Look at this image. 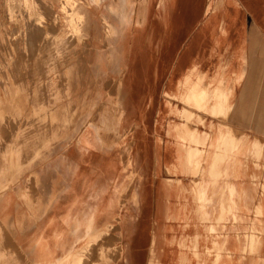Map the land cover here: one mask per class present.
<instances>
[{"label": "rangeland", "instance_id": "374dc122", "mask_svg": "<svg viewBox=\"0 0 264 264\" xmlns=\"http://www.w3.org/2000/svg\"><path fill=\"white\" fill-rule=\"evenodd\" d=\"M61 1L73 8L61 12L58 5L54 15L41 0H0V193L17 176L11 180L10 162L23 164L21 150L41 154L57 135H74L77 123L82 149L108 171L114 195L123 190L114 197L118 219L75 262L211 264L214 242L223 241L221 264H264V221L251 174L264 169V0H101L99 7L92 0ZM82 10L84 26L76 14ZM99 12H108L114 29ZM198 79L203 88L226 87L227 114L183 101L186 84ZM187 130L206 145L221 132L218 148L225 136L243 141L229 169L238 165L237 177L214 184L204 175L209 195L216 187L205 220L195 196L200 164L186 174L175 169L192 145L179 137ZM200 157L208 170L213 149ZM226 183L244 205L254 186V216L243 214L242 204L217 219ZM251 234L258 240L252 253L245 245ZM17 261L0 226V264Z\"/></svg>", "mask_w": 264, "mask_h": 264}, {"label": "crops", "instance_id": "0c3cea01", "mask_svg": "<svg viewBox=\"0 0 264 264\" xmlns=\"http://www.w3.org/2000/svg\"><path fill=\"white\" fill-rule=\"evenodd\" d=\"M41 1L46 2L53 13L60 3L59 0ZM199 84L200 79L186 84L190 88L185 86L183 101L190 102L193 98L192 102L197 105L200 91H204L207 97L204 104L208 108L214 107L212 101L224 98L225 110L221 112L230 110L227 106L226 87L216 85L215 88L208 89L200 87ZM207 101L210 102L206 104ZM76 126L77 123L75 129ZM75 129V134L70 137L67 134L57 135V139H52L54 144L51 148L41 154L35 155V151L29 146L21 150L17 154L22 159L21 168L10 162L13 175L11 180L14 174L17 176L11 186L0 193V226L16 248V264H73L88 245L93 246L94 237L98 238L99 233L106 231L107 226L111 225L109 223L114 221V182H111L108 171L100 169L98 160L92 157V152L82 149V137L77 135ZM182 133V136L179 134L180 138L192 143V133L189 131L187 137H183ZM261 137L264 139V135ZM235 147L237 149V144ZM213 151L220 164L226 150L215 144ZM13 155L12 153V157ZM36 157L41 160H35ZM208 163L207 168L210 166V162ZM237 166L232 169L233 177L238 176ZM219 168L223 169L224 164L221 163ZM175 169L180 171L178 166ZM251 174L252 179L256 180L255 188L258 191L256 204L261 213L259 220L264 221V193L259 194L262 188L264 190L261 187L264 184V169L254 168ZM225 178L220 176L218 180ZM205 179L206 188L209 190L208 177L205 176ZM213 189L216 191L215 186ZM246 194L250 196L251 203L248 206L242 203L244 208L240 204L242 213L246 214L244 210L251 211L250 215L254 216V186ZM210 204L209 202L205 205L209 214L212 212Z\"/></svg>", "mask_w": 264, "mask_h": 264}, {"label": "bare ground", "instance_id": "6f19581e", "mask_svg": "<svg viewBox=\"0 0 264 264\" xmlns=\"http://www.w3.org/2000/svg\"><path fill=\"white\" fill-rule=\"evenodd\" d=\"M60 1V4H59V10L61 11V12H64V11H70L71 10V8H73V6H71V7H69L65 2H63V1H61V0H59ZM95 4H96V6L98 5V7H99V5L101 4V0H92ZM121 1V4H122V2L123 1H126V4L125 5H128V3L130 2L129 0H120ZM122 5H124V4H122ZM112 7V6H111ZM52 10V9H51ZM53 12V11H52ZM55 12V11H54ZM100 14L98 15V18L100 19V21H103V22H105V24H106V27L107 28H109V29H114V27H113V25H112V27L110 26V21H111V19L109 18V15L107 14L108 12H105L106 13V15H104V12H99ZM56 13H54V15H55ZM76 14H77V16H79V18L81 19V25H83L84 26V24L85 23H87L86 22V14H85V12L82 10V11H76ZM97 15H95V14H91L89 17H88V23L89 22H91V23H94L95 22V20H96V17ZM55 17H57V15L55 16ZM58 19V18H57ZM83 26H82V28H83ZM80 32H81V28H80ZM38 58V57H37ZM66 77V76H65ZM186 87H189L190 88V86H186ZM197 87V86H196ZM186 89V88H185ZM191 90H192V88H191ZM44 91V90H43ZM188 91H189V89H188ZM187 91V92H188ZM193 91V90H192ZM17 93V92H16ZM186 93V92H185ZM192 93V92H191ZM190 93V94H191ZM196 93H199V92H196ZM209 93H211V92H209ZM188 94V93H187ZM193 94V93H192ZM192 94H191V96H192ZM186 95V94H185ZM184 96V95H183ZM187 96V95H186ZM188 96H190V95H188ZM210 96V95H209ZM205 97H206V93L204 92V91H200V94H199V98H198V100L196 101V102H198L197 103V105H199L198 107H202L203 109H205V110H207V111H210V112H212V113H215V114H217V113H219L218 114V116H222V115H225V114H227L229 111H228V109L226 110V112H221L223 109L225 110V102L223 103V101H225L224 100V98H219V99H217V100H214L213 98V100L214 101H212L211 102V104H212V106H214V107H207L205 104H204V102H206L205 101ZM182 98H185V97H182ZM187 98V97H186ZM189 98V97H188ZM194 98H196V97H194ZM207 98V97H206ZM191 99V98H190ZM211 99V98H210ZM185 100V99H184ZM192 100H193V98L190 100V102H192ZM207 100V99H206ZM187 101V100H186ZM217 101V102H216ZM188 102V101H187ZM210 102V101H209ZM208 101H207V103L206 104H208L209 103ZM222 104V108H220L219 109V106ZM190 106V105H189ZM201 108V109H202ZM46 112V111H45ZM49 114V113H48ZM231 114V113H230ZM250 114V113H249ZM47 115V114H46ZM243 115V113L242 114H239V117L240 116H242ZM51 116V115H50ZM248 116H250V115H248ZM1 117V116H0ZM250 117H252V116H250ZM48 118V117H47ZM229 118V117H228ZM45 120V119H44ZM47 120V119H46ZM45 120V121H46ZM58 120V119H57ZM44 121V122H45ZM46 123H47V121H46ZM48 124V123H47ZM46 124V125H47ZM51 124V123H50ZM51 126V125H50ZM48 129H49V126H48ZM48 131V130H47ZM189 131L190 130H187V134L185 133V135H183V137H187L188 136V133H189ZM34 132V131H33ZM36 132V131H35ZM35 132H34V134H35ZM43 132H44V130H43ZM46 133V132H45ZM44 133V134H45ZM184 133V132H183ZM190 133H192L191 134V142H192V145L191 146H189L186 150H185V152H184V155L182 156V157H179V159L177 160V162H176V166H178L179 167V169H180V171L182 172V173H184V174H186L187 172H188V170H189V172H191V171H193L194 169H196L197 167H198V165L200 166V169H199V172H200V178H199V180L197 181V183H196V187H195V196H196V198L198 199V200H200V205H199V207H198V213L200 214V216L205 220V218L207 217V213H206V211H205V205L207 204V203H209L210 202V200L212 199V196L214 195V194H216V191H211L210 192V195L208 194V192H207V188H206V186H205V182H204V175H205V173H207V175L208 176H210V178L212 179V182L215 184L216 183V181H217V179L220 177V176H229L230 174H234V172L232 171V170H229V169H231V165H232V162H233V160H232V158H233V155L234 154H236V153H239V151H241V150H243V148H244V146H241L242 145V143H243V141L241 142V143H239V144H237V149H235L236 147V144H235V142H231V141H229L228 139H227V137L225 136V140H226V142L225 143H223V144H221L220 145V147H223L225 150H226V155H225V157L223 156L222 157V159H221V163H223L224 164V168L223 169H220L219 168V165L221 164H219V161H218V159H216L215 157H214V159H213V161H212V163H211V165H210V167H209V169L207 170H205V168L203 167V165H202V163H201V157H200V155H201V153H207V151H209L211 148L212 149H214V147H215V144H217V140H218V143H220V140H222V137L224 136V135H222L221 134V132H220V135H221V139L219 138V135L218 134H216V136L215 137H212L211 139H210V142L208 143V145H206L205 144V140H204V138H202V137H200V135H198L197 134V132L196 131H193V130H191L190 131ZM181 135V134H180ZM190 135V134H189ZM182 136V135H181ZM181 136H179V137H181ZM33 137V136H32ZM34 138V137H33ZM32 138V139H33ZM36 139V138H35ZM184 139V138H183ZM28 141H30V143H31V138H29V140ZM34 141H36V140H34ZM28 143V142H27ZM30 143H28V144H30ZM89 144V143H88ZM35 145V144H34ZM32 146V147H35V146ZM87 145V144H86ZM198 145H204V146H206L205 147V149H203V150H201V149H199V146ZM219 145V144H218ZM217 145V146H218ZM247 148V147H246ZM224 151V150H223ZM223 153V152H222ZM200 157V158H199ZM230 158V159H229ZM220 159V158H219ZM235 162V161H234ZM229 163H231V164H229ZM214 164H216L215 166H214ZM230 165V166H229ZM229 167V168H228ZM199 168V167H198ZM14 169V168H13ZM8 171V170H7ZM178 181V180H177ZM214 187V186H213ZM122 189L120 190L119 189V191H117L116 192V195H115V200H117L118 198H119V196H118V194H119V192L121 191L122 192V190H123V187H121ZM192 190H193V188H192ZM130 193H131V191H130ZM178 196V195H177ZM17 197V196H16ZM242 201V197H241V193L238 191V189H236V187H235V185H233L232 183H226V186H225V189H224V192H222L221 193V195H220V197H219V199H218V205H219V212H218V214H217V219L218 220H220V219H222L223 217H224V215L226 214V213H232V211L235 213V210H236V208L238 207V205H240V202ZM213 205V204H212ZM214 208V207H213ZM115 217H116V220L118 219V216H117V214L115 215ZM235 218V217H234ZM215 219V218H214ZM207 220V219H206ZM114 226H116V227H118L117 225H114ZM107 227H111V225H109V226H107ZM204 229H206V226H205V228ZM208 230H211V231H213L214 230V228H213V226H208V228H207ZM106 230V229H105ZM103 234H106V231H104L103 232ZM220 235V234H219ZM252 237H254V236H252V234L249 236V238H248V241H247V244H245V245H247V249L249 250V251H251V253L257 248V244H258V240L254 237L253 239H252ZM213 239V238H212ZM44 240V239H43ZM247 240V239H246ZM94 241H96V240H93V242ZM97 242V241H96ZM95 242V243H96ZM95 243H92V245H94ZM211 243H213V242H211ZM45 245V244H44ZM43 245V246H44ZM214 247H215V249H216V251H214V248H213V251H214V253H215V256H214V258H213V260H212V262H213V264H221V257L223 256V254H224V252H225V244H224V242L222 241V242H219V241H216V242H214ZM91 245H88V248H91L90 247ZM243 246V245H242ZM194 247V246H193ZM80 248V247H79ZM76 250V249H75ZM205 250V249H204ZM209 250V249H208ZM207 250V251H208ZM38 251H40V250H38ZM43 251V250H42ZM256 251V250H255ZM39 253V252H38ZM49 253V252H48ZM256 253V252H255ZM40 254V253H39ZM43 254V253H42ZM209 254V253H208ZM229 254V253H228ZM227 254V255H228ZM231 254V253H230ZM38 255V254H37ZM41 255V254H40ZM195 255V254H194ZM193 255V256H194ZM256 255V254H255ZM38 257V256H37ZM42 257V256H41ZM154 257V256H153ZM258 257V256H257ZM40 258V257H39ZM51 259V258H50ZM155 259V258H154ZM41 260V259H40ZM43 260V259H42ZM49 261V260H48ZM53 262V261H52ZM212 262H211V264H212ZM82 264L83 263V261L81 262L80 260H78V261H76L75 262V264ZM39 264H41V263H39ZM200 264H205V263H200Z\"/></svg>", "mask_w": 264, "mask_h": 264}]
</instances>
